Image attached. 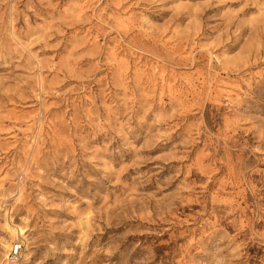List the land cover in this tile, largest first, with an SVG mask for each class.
I'll return each mask as SVG.
<instances>
[{
	"label": "rangeland",
	"instance_id": "obj_1",
	"mask_svg": "<svg viewBox=\"0 0 264 264\" xmlns=\"http://www.w3.org/2000/svg\"><path fill=\"white\" fill-rule=\"evenodd\" d=\"M16 240L264 264V0H0V264Z\"/></svg>",
	"mask_w": 264,
	"mask_h": 264
},
{
	"label": "bare ground",
	"instance_id": "obj_2",
	"mask_svg": "<svg viewBox=\"0 0 264 264\" xmlns=\"http://www.w3.org/2000/svg\"><path fill=\"white\" fill-rule=\"evenodd\" d=\"M12 228H13V227H12ZM7 229H8V232H9V234H10V237H12V239H20V238H23V237H24L25 229H23V228L16 227V229H15V228L11 229V228H9V227L7 226ZM17 241H19V240H17ZM24 241H25V240H24ZM14 242H16V241H14ZM14 242H13V243H14ZM20 242H22V241H20ZM13 243H11L10 245H9L8 243H5L2 247H3V249H4L5 251H6V250L9 251L10 246H11ZM3 255H5V254H3ZM6 257L8 258V256H6ZM8 264H10L9 261H8Z\"/></svg>",
	"mask_w": 264,
	"mask_h": 264
},
{
	"label": "built area",
	"instance_id": "obj_3",
	"mask_svg": "<svg viewBox=\"0 0 264 264\" xmlns=\"http://www.w3.org/2000/svg\"><path fill=\"white\" fill-rule=\"evenodd\" d=\"M22 247V242L17 240L10 246V249L8 251V258L10 263H15L18 260Z\"/></svg>",
	"mask_w": 264,
	"mask_h": 264
}]
</instances>
